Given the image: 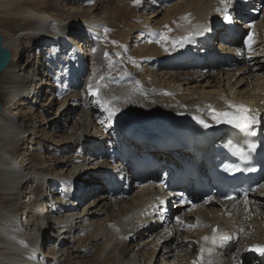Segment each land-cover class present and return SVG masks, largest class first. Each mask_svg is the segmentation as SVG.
Here are the masks:
<instances>
[{
    "label": "bare ground",
    "instance_id": "bare-ground-1",
    "mask_svg": "<svg viewBox=\"0 0 264 264\" xmlns=\"http://www.w3.org/2000/svg\"><path fill=\"white\" fill-rule=\"evenodd\" d=\"M243 1L0 0L10 52L0 74V264H260L264 183L251 206L199 202L168 216L162 210L176 193L154 182L131 181L129 197L119 187L108 195L128 132L150 137L194 124L216 135L220 109L237 106L264 117V0L246 2L249 30L238 28L232 47L219 32L204 40L203 26L217 27ZM186 51L210 59L188 64ZM49 139L71 154L58 170L38 153Z\"/></svg>",
    "mask_w": 264,
    "mask_h": 264
},
{
    "label": "rangeland",
    "instance_id": "rangeland-1",
    "mask_svg": "<svg viewBox=\"0 0 264 264\" xmlns=\"http://www.w3.org/2000/svg\"><path fill=\"white\" fill-rule=\"evenodd\" d=\"M220 18V17H219ZM217 45V44H216ZM0 101H1V97H0ZM57 106H56V104H55V106H54V108H56ZM37 115H36V120H39V117H37V116H39V114H38V112H35ZM40 129H38V131H39ZM40 132H42V131H39V134H41ZM67 132H64L63 133V135H65ZM25 135H27V133H25ZM50 140L51 139H49V141H41V143L39 144V146H42L43 144L42 143H44L45 145H43V148L41 149V153L40 152H38L39 154H42V155H40V156H48L49 157V159H51L49 162L51 163V165L53 166V165H55V168L58 170L59 168H61V166H62V164L64 163V161L71 155L70 153H65L64 152V146L65 145H62V147H59L60 145H57V146H55V145H50V144H52V142H50ZM26 145V142H23L21 145H20V147H19V151H17L15 154H14V156L15 157H18V154H19V152H21L20 154H19V156L20 155H23V153L25 152V149L23 148L24 146ZM50 145V146H49ZM23 146V147H22ZM49 146V147H48ZM21 148H23V149H21ZM21 149V150H20ZM37 153V152H36ZM37 153V154H38ZM76 153V152H75ZM75 153H74V155H75ZM38 156V155H37ZM36 156V157H37ZM76 156V155H75ZM39 157V156H38ZM38 161V160H37ZM30 185V184H29ZM28 186V185H27ZM27 186H26V184L25 185H23L22 186V188H21V197H22V195H24L25 193V191H26V189H27ZM133 190L134 189H132V191L130 192V193H128V195H127V197H129L130 195H132V192H133ZM77 191V190H76ZM22 192H23V194H22ZM75 193V192H74ZM91 196H88V197H86L85 199L86 200H88L89 198H90ZM118 197V196H117ZM85 199H84V201H82V203H85ZM77 203H79V202H77ZM82 203H80L79 204V208H83V206H82ZM87 203V202H86ZM169 204H170V202H169ZM4 206V203H3V201H1L0 202V208L1 207H3ZM187 207V205H183V208H185L186 209V207ZM251 206V205H250ZM170 208V207H169ZM172 210H176V208H172ZM251 211H252V208H251ZM253 211H254V209H253ZM93 228H95V226H93ZM51 246V245H50ZM53 248V247H52ZM144 261H145V259H143ZM162 263V261H157V262H154V259L152 260V262H151V264H161ZM143 263V262H142ZM167 264V263H166Z\"/></svg>",
    "mask_w": 264,
    "mask_h": 264
},
{
    "label": "snow or ice",
    "instance_id": "snow-or-ice-1",
    "mask_svg": "<svg viewBox=\"0 0 264 264\" xmlns=\"http://www.w3.org/2000/svg\"><path fill=\"white\" fill-rule=\"evenodd\" d=\"M137 2H139V0H137ZM249 112L250 110L245 108L244 106H237L235 114L223 113V116L226 118L225 122L233 124L236 128L242 131H247L251 127L252 124L257 123V120L255 117L247 115V113ZM109 115L111 116L112 112H110ZM200 123L203 124L204 127H208V125L204 123L203 121H200ZM252 134L254 135L255 133H252ZM205 239H209V238L205 237ZM211 239L214 243L217 241V237L215 236H213ZM228 239L229 238L226 236L220 237L219 238L220 245L223 246V244ZM255 250L259 251L261 255H264V247L257 246Z\"/></svg>",
    "mask_w": 264,
    "mask_h": 264
},
{
    "label": "water",
    "instance_id": "water-1",
    "mask_svg": "<svg viewBox=\"0 0 264 264\" xmlns=\"http://www.w3.org/2000/svg\"><path fill=\"white\" fill-rule=\"evenodd\" d=\"M10 60V52L6 47L3 46L2 43V36L0 34V74L3 71V69L7 66ZM2 108V105L0 103V110Z\"/></svg>",
    "mask_w": 264,
    "mask_h": 264
}]
</instances>
